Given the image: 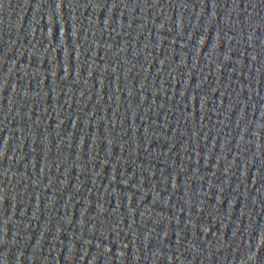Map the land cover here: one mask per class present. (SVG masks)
I'll use <instances>...</instances> for the list:
<instances>
[{
	"label": "water",
	"instance_id": "95a60500",
	"mask_svg": "<svg viewBox=\"0 0 264 264\" xmlns=\"http://www.w3.org/2000/svg\"><path fill=\"white\" fill-rule=\"evenodd\" d=\"M264 185V0H0V264H196Z\"/></svg>",
	"mask_w": 264,
	"mask_h": 264
}]
</instances>
